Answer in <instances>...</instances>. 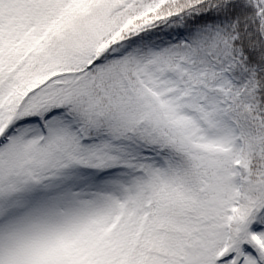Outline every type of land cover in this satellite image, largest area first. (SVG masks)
<instances>
[{
  "label": "snow or ice",
  "instance_id": "obj_1",
  "mask_svg": "<svg viewBox=\"0 0 264 264\" xmlns=\"http://www.w3.org/2000/svg\"><path fill=\"white\" fill-rule=\"evenodd\" d=\"M0 264H264V0H0Z\"/></svg>",
  "mask_w": 264,
  "mask_h": 264
}]
</instances>
